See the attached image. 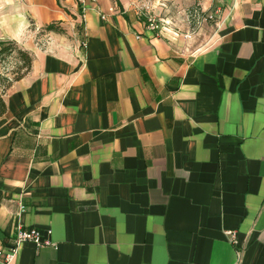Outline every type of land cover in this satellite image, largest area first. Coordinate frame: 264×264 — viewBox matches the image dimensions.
<instances>
[{"label": "crops", "instance_id": "obj_1", "mask_svg": "<svg viewBox=\"0 0 264 264\" xmlns=\"http://www.w3.org/2000/svg\"><path fill=\"white\" fill-rule=\"evenodd\" d=\"M129 4L0 0L32 55L2 94L0 247L21 225L51 244L12 264H264V0H160L158 29Z\"/></svg>", "mask_w": 264, "mask_h": 264}, {"label": "built area", "instance_id": "obj_2", "mask_svg": "<svg viewBox=\"0 0 264 264\" xmlns=\"http://www.w3.org/2000/svg\"><path fill=\"white\" fill-rule=\"evenodd\" d=\"M78 2L84 3L86 0H77ZM94 2L96 0H89ZM112 10L110 7L109 11ZM104 17V16H102ZM207 18H212L211 15H208ZM148 28L150 29H158L157 24H155L154 20L150 17L147 18ZM23 206H21V211ZM47 234H50V230L47 231ZM230 240L232 243H235V231H229ZM24 241L32 242L36 247L40 245H49L51 244L50 239H42L40 231L35 228H22L21 225H18L15 230V234L13 236L12 241L8 243L7 246L0 247V264H12L15 257L17 256L18 247Z\"/></svg>", "mask_w": 264, "mask_h": 264}, {"label": "rangeland", "instance_id": "obj_3", "mask_svg": "<svg viewBox=\"0 0 264 264\" xmlns=\"http://www.w3.org/2000/svg\"><path fill=\"white\" fill-rule=\"evenodd\" d=\"M126 1L127 0H125V2ZM159 1L160 0H128V2L130 3L129 5L133 6L135 11L139 13V15H143L146 19L148 17L152 18L155 24H157V28H161L163 25L169 26L170 23H167V21L159 18L158 15L155 14L154 8L157 6V4H159ZM190 11L192 12L189 13V17L190 15L194 14V11L192 9H190ZM176 30L179 31V28H176ZM18 58L19 57L16 52H14L10 56H5V58L4 56L0 58V93L3 85L7 83L8 79H12L13 77H15L17 67L21 65V61Z\"/></svg>", "mask_w": 264, "mask_h": 264}, {"label": "trees", "instance_id": "obj_4", "mask_svg": "<svg viewBox=\"0 0 264 264\" xmlns=\"http://www.w3.org/2000/svg\"><path fill=\"white\" fill-rule=\"evenodd\" d=\"M44 29L46 31L57 30L54 26V23H49L48 25H46L44 27ZM14 52H16V54H18V57H19L18 59H20L21 65H19L17 67L15 77H13L12 79H8L7 83L5 85H3V88L1 89V93H0V116L3 115V113L5 112V108H6L5 100L2 96L3 92L5 91L6 88H8V86H10V84L13 81L18 80V78H20L24 74H26L30 70L31 64H32L31 63L32 55L28 50L20 47L14 40H11V39H1L0 40V58L2 56H4V58H5V56H10Z\"/></svg>", "mask_w": 264, "mask_h": 264}]
</instances>
